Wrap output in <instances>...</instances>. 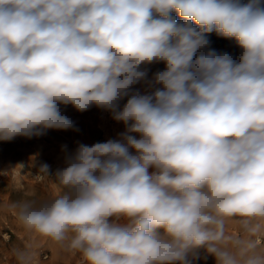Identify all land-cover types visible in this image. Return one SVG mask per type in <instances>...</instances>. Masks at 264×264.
<instances>
[{
	"label": "clouds",
	"instance_id": "obj_1",
	"mask_svg": "<svg viewBox=\"0 0 264 264\" xmlns=\"http://www.w3.org/2000/svg\"><path fill=\"white\" fill-rule=\"evenodd\" d=\"M69 105L125 130L66 155L50 202L14 203L25 228L87 264H193L201 248L264 264L254 239L227 247L224 229L240 217L250 237L264 231L262 0H0V141L78 130Z\"/></svg>",
	"mask_w": 264,
	"mask_h": 264
},
{
	"label": "rangeland",
	"instance_id": "obj_2",
	"mask_svg": "<svg viewBox=\"0 0 264 264\" xmlns=\"http://www.w3.org/2000/svg\"><path fill=\"white\" fill-rule=\"evenodd\" d=\"M208 39L212 48L239 57L241 50L233 40L216 33L208 34ZM164 68L163 62L146 66L148 78ZM134 88L143 92L146 85L141 82ZM126 100L121 101V107ZM62 114L74 121L78 130L49 129L44 135L31 139L16 137L11 141H0V264H20L19 252L30 254L29 264H87L80 252L69 247L68 240L57 243L25 228L12 208L14 203L23 200H32L36 204L50 202L60 193L53 179L56 170L66 166V155L73 153L79 143L91 146L116 139L125 130L122 122L113 120L108 111L96 107L78 112L69 105L62 108ZM63 146H67L66 150H62ZM45 163L49 165L50 177L40 170V165ZM224 229L225 246L231 247L234 239L252 238L264 250V231L250 237L242 218L227 219ZM197 256L193 264H216L215 257L203 248L197 250Z\"/></svg>",
	"mask_w": 264,
	"mask_h": 264
}]
</instances>
